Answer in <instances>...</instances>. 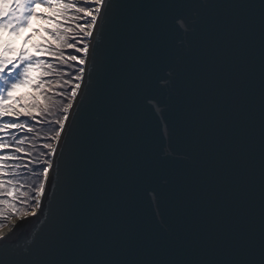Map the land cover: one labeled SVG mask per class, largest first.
I'll use <instances>...</instances> for the list:
<instances>
[{
  "label": "snow or ice",
  "instance_id": "6c2138e0",
  "mask_svg": "<svg viewBox=\"0 0 264 264\" xmlns=\"http://www.w3.org/2000/svg\"><path fill=\"white\" fill-rule=\"evenodd\" d=\"M54 10L51 17L40 16L36 6ZM113 6V0H0V36L7 32L19 36L33 19H47L52 28H45L49 40L34 44L35 54L21 49L13 56V48L0 40V149L12 148L0 154V229L14 227L7 221L23 215L35 216L43 208L47 185L51 179L57 157L62 158L64 146L71 135L77 109L87 95L85 77L91 80L95 68L98 47L104 31V23ZM234 12L205 22L202 41L182 54L186 57L183 79L173 87L165 80V90L178 97V109L186 133L203 146L200 163L195 170L181 180L176 190L177 199L185 205L191 220L188 226L166 244L187 254L192 259L171 261L169 264H264V0H259L260 37V190L258 250L252 215V203L248 185L246 157L247 129V78L245 48L254 25L248 9L256 5L228 4ZM184 16L172 18L171 27L183 35L195 31ZM166 21L154 20L149 24L150 38L145 41L141 54L143 67H155L167 54L159 47L155 36ZM99 25V32L96 31ZM95 36V43H90ZM31 39L25 37L24 43ZM36 54H40L37 56ZM47 55L51 59H44ZM91 56V60L89 57ZM61 67L73 69L70 74ZM37 72L33 77L31 73ZM71 75V79L65 77ZM171 75V72L168 73ZM70 86V91L68 87ZM29 87L35 96L22 104V97L13 99V92ZM147 88V81L137 78L130 82L129 92ZM63 89V90H62ZM51 93V94H49ZM58 97L63 98L57 99ZM145 104L159 110L153 95H144ZM66 101V102H65ZM17 105L21 110H17ZM11 117V120H4ZM27 118L43 127L45 117L54 128L46 135L49 142L34 159L20 163L22 156L33 155L35 137H7L9 130L23 134L37 133L38 129L23 122ZM42 130V129H41ZM63 134V143H61ZM30 144L29 148L25 144ZM11 162V163H9ZM35 167L29 168V165ZM43 165L42 168L39 166ZM27 169L24 182L20 181V169ZM35 178V179H33ZM27 187L28 191L24 189ZM34 193V194H32ZM34 201V203H32ZM26 205L21 210L18 205ZM10 210V211H9ZM7 237L0 235V241ZM54 248L67 255L87 256L102 252L108 245L101 239L76 228L72 224L62 226L52 239ZM25 256L28 252L25 251ZM0 264H6L0 253ZM9 264H37L36 261L17 260ZM49 264H125L122 261L76 258L53 260Z\"/></svg>",
  "mask_w": 264,
  "mask_h": 264
},
{
  "label": "water",
  "instance_id": "95a60500",
  "mask_svg": "<svg viewBox=\"0 0 264 264\" xmlns=\"http://www.w3.org/2000/svg\"><path fill=\"white\" fill-rule=\"evenodd\" d=\"M242 3L257 6L247 10L254 25L245 48V148L258 250L259 0H113L91 80L85 77L87 95L82 102L77 97L78 114L75 106L70 110L75 116L71 135L50 174L57 183L46 186L48 195L35 216H21L15 224L10 221L14 227L4 235L7 240L0 241L6 264L76 258L169 264L192 259L166 242L191 220L176 190L200 163L203 146L186 133L178 97L165 90L164 81L177 87L186 61L182 54L201 43L205 22L235 11L218 6ZM176 15L195 21V31L188 35L175 31L171 21ZM154 20L166 21L155 40L167 58L155 67H143L141 54ZM95 42L94 36L90 43ZM137 78L146 80L147 88L129 92L130 82ZM148 94L163 106L162 113L145 104L143 97ZM68 224L90 232L108 247L87 256H70L54 248V234Z\"/></svg>",
  "mask_w": 264,
  "mask_h": 264
},
{
  "label": "trees",
  "instance_id": "16d2710c",
  "mask_svg": "<svg viewBox=\"0 0 264 264\" xmlns=\"http://www.w3.org/2000/svg\"><path fill=\"white\" fill-rule=\"evenodd\" d=\"M39 22H40V19H36V18H33L30 22H29V26H28V28H26V29H24L23 31H21V33H20V35L19 36H12V35H10L9 33H7V32H5V33H3L2 34V36H0V40H3V41H8L9 43L11 42V43H13L15 40L16 41H18L13 47L12 46H10V47H12L13 48V50H14V52H16V53H14L13 52V56H15L16 54H18L19 53V51L21 50V49H25V50H27V44L26 43H24V40H25V37H31V39H29L28 41H27V43H30L31 41H32V39H33V36H34V32H35V30H36V25L37 24H39ZM43 31V33H44V30H42ZM45 34V33H44ZM50 39V38H49ZM15 41V42H16ZM14 42V43H15ZM26 44V45H25ZM19 45V47H17ZM17 48V49H16ZM16 49V50H15ZM37 56H39V55H37ZM43 58L44 59H50V58H48L47 57V55H44L43 56ZM61 70L63 71H68L70 74L73 72V71H71L70 69H67V68H63V67H61ZM38 75V73L35 75V76H37ZM66 79H71V75H69V76H67V77H65ZM20 88H24V87H20ZM25 91H23V92H21V93H19L18 95H15V96H13V99H16V98H18V97H22L23 99L21 100V103L22 104H27V103H29L30 102V97H32V96H35L36 95V93H34L29 87H25ZM63 90V89H62ZM68 91H70V86L68 87V89H67ZM49 94H51V93H49ZM57 99H63V98H60V97H58ZM66 102V101H65ZM14 107H17V110H21L22 111V109H20L17 105H13ZM11 119H13V118H11V117H5L4 118V120H11ZM49 119H52V117H45L44 118V121H45V123H44V125H43V127L41 126V125H37V124H35L34 122H32V121H28L27 120V118H24V117H21V120L23 121V122H26V123H29V124H31V126H33V127H35V128H37L38 129V131H37V133H28L27 131H25L23 134H21V133H18V132H16L15 130H9V136L7 137V139H8V141H9V143L11 144L12 143V137L13 136H16V137H27L29 140H32L33 138H35V137H39L38 139H35V144H36V147H35V149H33V155L32 156H27L26 154H21V156H22V159H21V161H20V163H27V161L28 160H30V159H34L35 157H36V155L40 152V151H43L44 153H45V156H46V153H47V149H42V145L44 144V143H46V142H49L47 139H46V133H47V135H51V132H49L48 131V129L49 128H54V127H56L55 125H50V124H48L47 123V121L49 120ZM42 129V130H41ZM0 135H2V134H0ZM25 147L26 148H29L30 147V144H28V143H26L25 144ZM12 151V148L10 147L9 149H0V154H2V153H6V152H11ZM9 163H11V162H9ZM31 167H35V164H33V165H29V168H31ZM40 168H42L43 167V165H40L39 166ZM20 172H21V176H20V181L21 182H24V177L28 174V172H27V169H24V168H22V169H20ZM33 179H35V178H33ZM25 191H28V189H27V187L24 189ZM32 194H34V193H32ZM32 203H34V201H32ZM20 208H21V210H23L25 207H26V205H23V204H21V205H18ZM10 211V210H9ZM21 216V215H20ZM19 216V217H20ZM17 218V217H16Z\"/></svg>",
  "mask_w": 264,
  "mask_h": 264
},
{
  "label": "rangeland",
  "instance_id": "374dc122",
  "mask_svg": "<svg viewBox=\"0 0 264 264\" xmlns=\"http://www.w3.org/2000/svg\"><path fill=\"white\" fill-rule=\"evenodd\" d=\"M76 2L78 3V4H81V5H83L84 3H85V0H76ZM36 12L40 15V16H43V17H51V16H53L54 15V10L53 9H49V8H47V7H41V6H39V5H37L36 6ZM36 30H35V32H34V36H33V39H32V41L30 42V43H26L27 44V51H28V53H29V55H33V54H35V49L33 48V45L34 44H37V43H40V42H42V41H44V40H49V37H47L44 33H43V31L42 30H44L45 28H52L53 27V24H51L47 19H40V22H39V24H37L36 25ZM16 41V40H15ZM14 41V42H15ZM8 42V41H7ZM9 43L8 42V44L10 45V46H14L18 41H16L15 43ZM25 44V45H26ZM17 47H19V45L17 46ZM17 49V48H16ZM15 49V50H16ZM14 53H16V52H14ZM36 55H40V54H36ZM48 58H50V57H48ZM51 59V58H50ZM71 71H73V69H70ZM64 71V70H63ZM37 74V72H33V73H31V75L33 76V77H35V75ZM26 89H25V87L24 88H17L16 90H15V92H13V96H15V95H18L19 93H21V92H23V91H25ZM21 216H23V215H21ZM13 219H15V218H13ZM13 219H10L9 221H7V223L9 224L10 223V221H12ZM6 228V227H5ZM5 228H3V229H0V232L1 231H3Z\"/></svg>",
  "mask_w": 264,
  "mask_h": 264
},
{
  "label": "bare ground",
  "instance_id": "6f19581e",
  "mask_svg": "<svg viewBox=\"0 0 264 264\" xmlns=\"http://www.w3.org/2000/svg\"><path fill=\"white\" fill-rule=\"evenodd\" d=\"M20 217H21V216H20ZM20 217H17V218H20ZM17 218H15V219L12 220V221H13L12 224H15V221H16ZM12 224H11V225H12ZM12 226H13V225H12ZM11 228H12V227L10 226V227H8L7 229H5L4 231L0 232V235L4 236L5 234L8 233V231H9Z\"/></svg>",
  "mask_w": 264,
  "mask_h": 264
}]
</instances>
